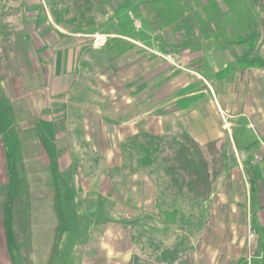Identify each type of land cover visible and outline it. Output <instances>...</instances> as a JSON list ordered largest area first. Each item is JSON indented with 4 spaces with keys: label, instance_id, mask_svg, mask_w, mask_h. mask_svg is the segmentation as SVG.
Instances as JSON below:
<instances>
[{
    "label": "crops",
    "instance_id": "1",
    "mask_svg": "<svg viewBox=\"0 0 264 264\" xmlns=\"http://www.w3.org/2000/svg\"><path fill=\"white\" fill-rule=\"evenodd\" d=\"M139 5L142 10L139 26H134L132 30L128 23L122 25V20L116 19L113 12L115 17L107 26L112 27L111 37L101 45H92L94 35L100 32H67L47 19L37 33H33V37H40L35 48L23 37L17 46L13 65L16 64L19 69L11 67L10 74H15L12 79H16V83L25 82L22 73H28L32 88L36 90L35 95L29 97L31 100L27 101L26 111L21 107L19 112V108L15 107L17 119L19 122L29 121L33 133L36 131L46 138L42 150L34 139L32 150L42 167L55 173V182L53 179L49 184L57 192L60 216L63 215L62 200L73 201L68 208L75 210L77 201L88 199L89 194L97 201L106 202L102 200L105 199L111 203L117 199L123 200L125 195V202L133 197L138 200L141 195L146 200L141 208L143 217L161 214L172 218L176 216L175 203L167 208L155 204L158 191L157 188H150V178L141 179V187V183L137 185L136 177L118 179L86 175L81 176L76 188L71 189V196L66 194L68 184L63 177L67 174L65 171L76 162V156L81 159V154L87 151L95 154L98 160L97 157H104L108 162L110 158L109 169L128 168V164H122L120 158L125 153L122 144L138 133L178 137L186 132L199 144L222 139L226 161L209 196L211 207L216 206L218 199L237 203L239 195L244 199L247 197L249 205L253 193L259 207L263 208L264 66L236 63V58L229 51L219 48L209 34L199 35L195 31L193 37L188 39L189 44L183 45L187 41L183 30L164 27L154 32L144 4ZM109 41L112 44L109 59L104 61L102 50ZM21 45L24 50L20 48ZM165 46L172 50L171 54L179 66H171L156 54L165 52ZM259 55L264 59L261 49ZM227 65L226 71L220 73ZM9 77L6 75L1 83L5 89L9 88L5 87V84H9ZM17 85L18 88L22 87ZM183 95L189 96L188 107L166 114H153ZM7 144V126H0V245L5 252L7 238L15 242L13 230L8 234L2 221V217L4 220V216H10L12 211L11 202L10 213L2 206V202L8 203L9 200L8 193L4 196L6 186L7 190L9 186L13 188V175L9 174L12 172V150ZM96 168L100 169L101 166ZM245 171L248 172V181L244 179ZM127 184L131 187L128 193L127 188L123 187ZM122 189L126 194L118 196ZM168 197L171 200L170 194ZM162 198L160 195L158 199ZM173 199L176 200V197ZM133 207L137 208L138 205ZM247 212L249 214V208ZM76 214L70 213L71 222ZM116 215L118 213L109 214L110 217ZM213 215L214 210L209 212V218ZM210 223L209 219L207 230L224 231L223 225L217 227ZM73 228L69 232L74 234ZM15 245L16 242L11 243L9 248L16 251ZM99 247L107 254L98 264H128L136 252L132 243L116 240L108 244L102 240ZM15 255V264H23L18 249Z\"/></svg>",
    "mask_w": 264,
    "mask_h": 264
},
{
    "label": "rangeland",
    "instance_id": "2",
    "mask_svg": "<svg viewBox=\"0 0 264 264\" xmlns=\"http://www.w3.org/2000/svg\"><path fill=\"white\" fill-rule=\"evenodd\" d=\"M84 1L89 2V9L86 13L85 5H80L79 3ZM139 1L140 0H78L75 4L78 5L80 9H78L79 7L75 9L73 0H0V50L6 49L5 52L8 54L11 63L6 74L8 77H11L8 78L9 84H5V87L9 86V88L6 87L7 90L3 88L8 91L7 94L14 108H19V112H21L20 108L22 107L24 111H26L28 106L27 101L31 100L29 97L36 93V90L32 88L31 78L28 73H22L25 82L20 81L19 83H16L18 82L16 79H12L15 74H10L11 67L13 69L14 66H16L17 70L19 69V66L16 64L13 65V58L15 59L14 56L17 54L16 51L20 39H27V43L35 48V43L40 40V37H37V35L33 37V33L36 34L37 29L49 19L56 23L59 28L67 32L84 33L87 31L92 32V30L94 32H100H95L96 35H94V38H96V36H101L99 40L94 41L93 38L92 45L96 46L95 42H104L111 37L110 29L112 27L109 28L107 26L115 16L116 19L122 20V25L125 23L133 24V22H135V26H139V23H141L140 20H135L136 18H141L142 10L140 9L139 4H141V2ZM188 1L194 2L197 0ZM259 2L264 11V0H259ZM259 4L258 8L261 10ZM67 5L69 6V11H66ZM119 7L124 9L130 16L117 13L119 12ZM130 7L137 8L133 9ZM80 10L83 11L84 15L80 16ZM113 12L115 16L112 15ZM57 13H59V17L56 15ZM88 22L91 23L87 25ZM133 26H131L132 30ZM111 45V43L110 45L108 44L107 47L102 50L104 61L109 59L108 54L111 50ZM168 47L169 46L165 47V52L162 54L169 55L170 58L163 59L173 67L179 66L177 59L171 54L173 53L172 50ZM20 48L24 50L22 45ZM260 49L264 53V35L259 37L258 42L250 53H248L249 55L246 59L250 60L258 57L264 62V59L260 58L259 55ZM258 66H264V64ZM17 84L22 85V87L18 88L19 85ZM59 96L62 97V95ZM17 117L18 115H16V118ZM4 118L3 115H0L1 127L8 126L7 119ZM44 125H46V123H44ZM30 126L29 121L19 122L17 119V136L21 141L22 150H24L25 161L28 165L33 164L27 168V175L29 181L35 187L34 190L36 192H34V194L36 195L38 191L45 188L42 179L47 178L52 181L54 179L55 182L56 178L53 171L51 173L50 170L41 167L42 165L39 163V158L34 154L32 150L34 147V139L38 146L41 145V150L45 147L44 145H46V143H44L45 137L43 136L44 138H42V134L36 131L33 133ZM6 146L12 150L10 139L9 144ZM81 156V159H77L78 156H76V162L73 163L72 168L65 171L67 174L63 177L65 178V180H63L66 181L68 185H71H66V190L68 191L66 194L68 196L73 194L71 193V189L76 188L75 185L82 178L81 176L95 175L97 177L112 176L118 179L123 177L128 179L136 177L137 185L141 183V187L143 184L141 179L150 178V183H148L150 184V188L155 190L157 185L158 189L161 191L162 199L167 200L169 198L168 195L170 193L165 188V179L163 178L160 168L158 166H153L148 169H143V167H141L135 171L131 170L130 168L134 166L130 159L131 153L125 151V153H122L120 156L122 164H128V168L124 167L117 169L108 168L110 158L108 162L104 157H97L99 158L98 160L95 154L87 151L81 154ZM236 156L240 160V155H238V153ZM97 166H101V168L98 169L96 168ZM9 174L12 176L13 170ZM221 174L222 172L219 176ZM244 175V179L248 181V172L245 171ZM48 186L51 188L50 184ZM123 187L127 188L126 193L131 189L130 184L124 185ZM8 189L9 190H7L6 186L4 193V196H7V193L9 195L7 196L9 197L8 203L2 202V206L10 213L11 204L9 202L12 203L10 198L13 195V188L9 186ZM126 193L125 190L122 189L118 196H121L120 194L124 196ZM254 195L255 194L252 193V199L249 201V205L247 201L248 198L246 197L245 200L242 195H239V202L236 203L228 199H223L221 201L218 199L215 203L216 206L213 208L211 207L212 204L209 198L197 204H191L187 199L183 198L181 200L179 198L180 196H177L176 205L179 207L177 206L178 211L174 218L164 214L151 218L143 217L141 208L146 200H144L141 195L138 200L133 197L131 200H127V202H125L124 199L125 195L123 200L117 199L111 203L109 200L105 199L102 200L106 202H101V200L97 201L95 197L93 198L92 194H89L88 199L77 201L78 206L75 210L70 207L68 208V205H71L73 201H69V199L67 201L62 200L63 215L61 216V230L59 231L57 247L60 243L61 244L57 249L52 264H98L107 254L106 250H102L99 247V243L102 240L107 244L109 241L111 242L114 240L117 242H125V244L132 243L136 252L142 247L144 252L142 255L143 258H146L145 255L147 256L152 253V245H161L162 247L168 248L179 245L178 248L180 247L182 250V247H184V254L187 257L184 259V264H191V260L192 264H259V259L256 257L251 258L250 261L246 258L249 248L247 240L249 225L254 227L256 232L255 240L252 242L253 249H256L259 254L264 250V207H259L258 201L254 198ZM172 196L174 197V195ZM40 204L41 203L37 200L35 204L36 208L32 216L33 228L36 230L34 233L36 236L34 253L36 254L34 258L32 257L33 264H44L49 247L48 242L51 235V224H54V218L52 216L51 221H47L44 217L41 219L38 216L37 212L41 209ZM135 204L138 205L137 208L133 207ZM170 204L169 202V205ZM248 208L249 214H252V217L247 212ZM1 209L2 207L0 204V213L2 214ZM111 210L113 214L118 213V215L110 217L109 214L112 213ZM213 210L214 215L209 218V212ZM73 212L77 214L75 220L73 219V222H71L70 213ZM11 216L12 215H5V222L2 217L4 230H6L8 234H11L12 230ZM259 216H261L262 220ZM208 218L211 222L210 225L215 224L217 227L223 225L222 229H224V231L215 230L211 232L207 230ZM39 225L40 228H37ZM73 226L74 234L69 232ZM7 240L8 247L6 252L0 245V264H15V253L17 249L15 251V249L9 248V245L15 242L13 239L10 241V239L7 238ZM149 245L150 248L148 247Z\"/></svg>",
    "mask_w": 264,
    "mask_h": 264
},
{
    "label": "trees",
    "instance_id": "3",
    "mask_svg": "<svg viewBox=\"0 0 264 264\" xmlns=\"http://www.w3.org/2000/svg\"><path fill=\"white\" fill-rule=\"evenodd\" d=\"M73 2L75 4L78 0H73ZM139 2L144 4L149 25L154 32L160 31L164 27L183 30L187 36V41L183 45L189 44L190 40L188 39L193 37L195 31L199 35L209 34L219 48L229 51L231 56L236 58V63L245 66L264 64L258 57L246 59L259 37L264 35V11L259 0H197L194 2L188 0H140ZM79 3L85 5L86 13L89 9V2ZM258 4L261 10L258 8ZM74 7L77 9L79 6L75 4ZM66 11H69L68 5ZM118 11L120 14L130 16L120 7ZM56 15L58 16L59 13ZM81 15L84 13L80 10ZM140 21L142 22V20ZM90 23L88 22L87 25ZM134 23L128 24L133 26ZM108 44L110 45V42ZM236 47L238 49H235ZM5 51L6 49L0 50V114L7 119V134L12 143L14 192L11 217L13 235L17 249L22 255L23 264H33L36 230L33 228L32 216L38 200L41 203V209L37 212L38 216L41 219L42 217L46 218L47 221L54 218L44 262V264H52L61 223L57 192L48 186L50 179L45 178L42 179L45 188L35 195V187L29 181L27 168L33 164L28 165L25 161L24 150H22L21 141L17 136L16 111L7 94L8 91L1 86L11 64ZM227 68L228 65L219 72L224 73ZM188 99L189 96L183 95L157 109L153 114L161 115L184 109L188 107ZM122 145L124 151L131 153L130 159L134 164L130 168L131 170L135 171L141 167L148 169L153 166L160 168L165 179V188L171 194V200H159L158 198L160 195L162 198V194L156 185L158 193L155 204L167 208L169 202L175 203V213L179 206L176 205V200L172 195L176 198L180 196L181 200L187 199L191 204H197L209 198L212 185L224 170L226 161V153L221 139L199 144L186 132L178 137L138 133L128 138ZM37 228H40V225ZM178 246L168 248L152 245L153 251L149 255H145L146 258L142 256L144 252L141 247L131 256L128 264H184L185 250L184 247L182 250ZM148 247L150 248V245Z\"/></svg>",
    "mask_w": 264,
    "mask_h": 264
},
{
    "label": "built area",
    "instance_id": "4",
    "mask_svg": "<svg viewBox=\"0 0 264 264\" xmlns=\"http://www.w3.org/2000/svg\"><path fill=\"white\" fill-rule=\"evenodd\" d=\"M100 38H101V36H96V38H94V41L99 40ZM101 44H103V41L98 42V43L95 42V45H101ZM156 54L162 58H167V59L170 58L169 55H165V54H162L159 52H156ZM247 232H248L247 233V240L249 243V248L247 250L246 258L248 259V261H250L251 258L256 257L259 259V264H264V250H262V252L259 254L257 250L253 249V245H252L253 243L252 242L255 240V236H256L255 228L249 225Z\"/></svg>",
    "mask_w": 264,
    "mask_h": 264
},
{
    "label": "water",
    "instance_id": "5",
    "mask_svg": "<svg viewBox=\"0 0 264 264\" xmlns=\"http://www.w3.org/2000/svg\"><path fill=\"white\" fill-rule=\"evenodd\" d=\"M242 154H243V152H242Z\"/></svg>",
    "mask_w": 264,
    "mask_h": 264
}]
</instances>
